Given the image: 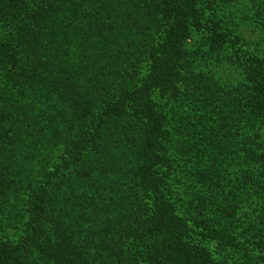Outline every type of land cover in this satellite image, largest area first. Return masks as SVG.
Segmentation results:
<instances>
[{
    "label": "trees",
    "instance_id": "obj_1",
    "mask_svg": "<svg viewBox=\"0 0 264 264\" xmlns=\"http://www.w3.org/2000/svg\"><path fill=\"white\" fill-rule=\"evenodd\" d=\"M233 1L0 0V264L264 254V58Z\"/></svg>",
    "mask_w": 264,
    "mask_h": 264
},
{
    "label": "rangeland",
    "instance_id": "obj_2",
    "mask_svg": "<svg viewBox=\"0 0 264 264\" xmlns=\"http://www.w3.org/2000/svg\"><path fill=\"white\" fill-rule=\"evenodd\" d=\"M226 11L232 12V20H235V23L233 25V31L234 33L241 34V38H246V41L248 43L244 42H238L236 45V50L238 51H244V50H251L255 51V54H259V56L264 58V44L259 41V37L261 36L260 33H258L259 28L256 26H260V22L264 20V0H238L233 1L231 7L229 9H226ZM226 12V15L228 13ZM261 12V13H260ZM222 15V13H220ZM231 23V22H229ZM147 71V69L145 70ZM144 71V72H145ZM29 167H33L29 165ZM24 168H28L25 167ZM22 169V168H20ZM31 179L35 183L40 180L38 171H32ZM16 187V186H15ZM14 187V188H15ZM31 187H28L26 189H17L14 193L15 196H20L21 198H27L31 194ZM73 189L68 188V195H72L73 192H75ZM79 195V194H77ZM84 199V198H83ZM82 199V204L86 205V202ZM22 202L19 205H25L24 199L21 200ZM79 208V207H78ZM194 238L196 241H200L203 237L202 231L199 229L194 228ZM241 238V236L239 237ZM244 244L246 245V249L249 252L250 257L245 259L242 258L243 252H235V249L228 248L227 251H222V249L219 247V244L215 241L208 240L209 247L215 252L216 256L221 259H228L230 262H233L235 264H264V260H261L263 253H261L256 245L252 242V240H249L248 243H245L244 239H241ZM203 243V240L201 241ZM244 245V246H245Z\"/></svg>",
    "mask_w": 264,
    "mask_h": 264
}]
</instances>
